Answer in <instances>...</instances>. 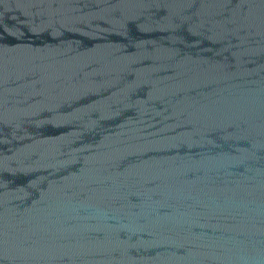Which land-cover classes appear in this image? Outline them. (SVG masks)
I'll return each instance as SVG.
<instances>
[{
	"label": "water",
	"instance_id": "95a60500",
	"mask_svg": "<svg viewBox=\"0 0 264 264\" xmlns=\"http://www.w3.org/2000/svg\"><path fill=\"white\" fill-rule=\"evenodd\" d=\"M0 264H264V0H0Z\"/></svg>",
	"mask_w": 264,
	"mask_h": 264
}]
</instances>
